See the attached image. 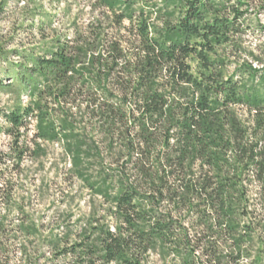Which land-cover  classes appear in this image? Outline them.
Returning <instances> with one entry per match:
<instances>
[{
  "label": "trees",
  "instance_id": "obj_1",
  "mask_svg": "<svg viewBox=\"0 0 264 264\" xmlns=\"http://www.w3.org/2000/svg\"><path fill=\"white\" fill-rule=\"evenodd\" d=\"M253 5L264 0H93L84 30L28 55L30 101L1 115L6 158L56 145L105 207L49 228L4 181L2 264L9 236L22 264H264V60L239 45Z\"/></svg>",
  "mask_w": 264,
  "mask_h": 264
},
{
  "label": "rangeland",
  "instance_id": "obj_2",
  "mask_svg": "<svg viewBox=\"0 0 264 264\" xmlns=\"http://www.w3.org/2000/svg\"><path fill=\"white\" fill-rule=\"evenodd\" d=\"M260 7L253 5L248 9L245 22L248 28L239 39L242 60L253 61L258 52L262 55L257 57L264 60V8ZM98 11L102 10L94 8L93 0H0V153L7 155L0 165V186H5L4 181L10 183L11 202L23 203L30 219L49 228L52 223L74 225L79 219H86L92 208L105 206L99 198H92L78 181L67 178L68 164L64 163L62 151L56 145L43 143L47 148L45 158L27 157L19 166L8 160L13 137L6 133L8 125L1 115L20 109L30 101L25 83L22 84V67L28 65V55H42L55 39L72 38L74 30H84L93 17H98ZM29 123L23 138L31 146L34 121ZM19 133L22 134V129ZM2 208L0 202L3 214ZM10 218L16 215L9 213ZM10 238L7 244L15 252L9 255L7 264H22L17 253L20 238ZM149 260L156 262V257L150 256Z\"/></svg>",
  "mask_w": 264,
  "mask_h": 264
}]
</instances>
